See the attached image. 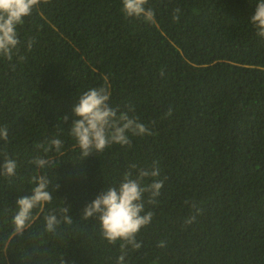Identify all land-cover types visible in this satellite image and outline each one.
I'll use <instances>...</instances> for the list:
<instances>
[{"label": "trees", "instance_id": "1", "mask_svg": "<svg viewBox=\"0 0 264 264\" xmlns=\"http://www.w3.org/2000/svg\"><path fill=\"white\" fill-rule=\"evenodd\" d=\"M257 2L147 0L154 15L132 20L121 0H40L18 28L24 59L0 58V152L17 162L15 176H0V264H116L121 242L81 216L135 175L132 164H155L163 186L145 204L153 217L126 264H264V38L249 22ZM98 87L152 135L84 158L68 131L72 106ZM53 136L61 153L37 169L36 145ZM35 175H47L53 199L16 235V201L31 195ZM65 206L72 224L46 232L44 217Z\"/></svg>", "mask_w": 264, "mask_h": 264}, {"label": "clouds", "instance_id": "2", "mask_svg": "<svg viewBox=\"0 0 264 264\" xmlns=\"http://www.w3.org/2000/svg\"><path fill=\"white\" fill-rule=\"evenodd\" d=\"M39 2L40 0H0V58L12 61L13 56L17 55L19 60L24 59L19 55L21 41L18 28L25 23L27 17L31 16ZM146 4L147 0H121V9L127 17L151 18L154 13L150 8H145ZM249 22L256 29V34L264 38V0H258ZM34 43V39L27 40L28 51H31ZM109 100L110 92L107 87L91 88L81 94L72 106L73 119L68 131L84 158L94 152H104L114 144L130 146L129 134L152 135L151 130L139 122L138 118L130 117L128 112L121 111L119 108H113ZM170 114L171 112L168 113ZM62 119L67 123V116ZM7 140L8 128L0 126V141ZM36 148L39 152L30 163L37 169L52 167L56 161L50 154L61 153L63 141L53 136L44 143L37 144ZM0 157H2L0 176H15L16 160L10 158L6 152H0ZM130 169L135 170V175L132 171H128L119 184L104 188L83 208L81 216L85 220L95 218L99 222L102 238L109 244L121 242V254L117 257L116 264H126L125 257L128 255L129 247L132 250L141 247L136 236L153 217L151 211H145V204L154 203L163 186V181L156 179L160 172L155 164L151 168H138L136 164H132ZM149 178L151 182L145 183ZM31 183L34 185L30 190L31 195L17 199V211L12 218L14 232L20 236L30 226L32 210L50 203L53 199L52 191L49 190L51 181L47 175H35L31 177ZM59 187L56 183L53 190ZM192 207L195 208V205L193 204ZM68 213L69 208L66 206L49 212L44 217L45 231L56 233L61 223L71 225L73 220ZM194 219L195 215L186 223H191ZM159 246L163 247V242Z\"/></svg>", "mask_w": 264, "mask_h": 264}, {"label": "rangeland", "instance_id": "3", "mask_svg": "<svg viewBox=\"0 0 264 264\" xmlns=\"http://www.w3.org/2000/svg\"><path fill=\"white\" fill-rule=\"evenodd\" d=\"M131 19H132V20H134V19H135V17H131Z\"/></svg>", "mask_w": 264, "mask_h": 264}]
</instances>
